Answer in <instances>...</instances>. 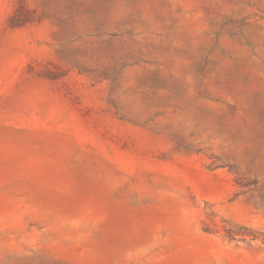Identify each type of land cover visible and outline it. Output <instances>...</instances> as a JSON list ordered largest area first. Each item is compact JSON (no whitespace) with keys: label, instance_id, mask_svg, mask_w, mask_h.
Returning a JSON list of instances; mask_svg holds the SVG:
<instances>
[{"label":"rangeland","instance_id":"374dc122","mask_svg":"<svg viewBox=\"0 0 264 264\" xmlns=\"http://www.w3.org/2000/svg\"><path fill=\"white\" fill-rule=\"evenodd\" d=\"M0 264H264V0H0Z\"/></svg>","mask_w":264,"mask_h":264}]
</instances>
